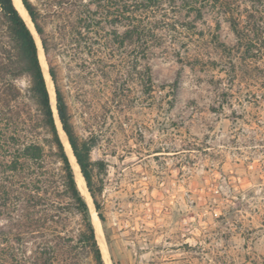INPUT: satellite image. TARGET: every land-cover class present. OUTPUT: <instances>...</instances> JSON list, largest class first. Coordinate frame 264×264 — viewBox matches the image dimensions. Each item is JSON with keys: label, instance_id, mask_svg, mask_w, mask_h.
<instances>
[{"label": "rangeland", "instance_id": "obj_1", "mask_svg": "<svg viewBox=\"0 0 264 264\" xmlns=\"http://www.w3.org/2000/svg\"><path fill=\"white\" fill-rule=\"evenodd\" d=\"M31 2L74 130L104 167L102 221L56 122L104 264H264V0ZM12 45L0 14V52ZM57 167L54 192L0 213L8 264H93L74 249L81 219Z\"/></svg>", "mask_w": 264, "mask_h": 264}, {"label": "trees", "instance_id": "obj_2", "mask_svg": "<svg viewBox=\"0 0 264 264\" xmlns=\"http://www.w3.org/2000/svg\"><path fill=\"white\" fill-rule=\"evenodd\" d=\"M20 1L41 43L48 74L54 85L55 108L61 129L92 203L103 221L96 198L101 188L95 187L96 169L101 167L104 170L103 164L91 159V145L74 130L68 106L57 83L49 38L39 21L37 8L31 0ZM0 14L13 42L10 48L0 52V213L12 214L24 207H34L38 192L46 196L54 192L44 189L45 183L50 189L48 182L55 183L49 180L46 171L48 163H54L58 165L57 176L63 187L60 195L69 199V208L81 219L82 227L77 233L74 249L90 255L93 264H104L87 202L76 185L74 170L59 134L35 36L12 0H0ZM233 29L238 36L237 29L234 26ZM23 75L29 81L26 91L15 84L16 79ZM48 200L50 198L46 197L45 201ZM6 233L7 230L1 232L4 241ZM55 251L53 249L51 258ZM44 255L42 263L47 261L46 253ZM8 258L3 248L0 264H8Z\"/></svg>", "mask_w": 264, "mask_h": 264}, {"label": "water", "instance_id": "obj_3", "mask_svg": "<svg viewBox=\"0 0 264 264\" xmlns=\"http://www.w3.org/2000/svg\"><path fill=\"white\" fill-rule=\"evenodd\" d=\"M22 5V4H21ZM20 13V12H19ZM26 14H27V12H26ZM22 16V15H21ZM27 16H28V14H27ZM23 17V16H22ZM28 18H29V16H28ZM29 20H30V18H29ZM26 21V20H25ZM30 22H31V20H30ZM32 23V22H31ZM32 28H33V24H32ZM33 31H34V29H33ZM34 33H35V31H34ZM36 35V34H35ZM38 38V37H37ZM38 41H39V44H40V48H41V50H42V47H41V43H40V40H39V38H38ZM43 52V51H42ZM47 73H48V70H47ZM49 75V74H48ZM54 117H55V119H56V122H58L59 123V125H60V122H59V119H58V116H57V113H56V108H55V93H54ZM60 130H62L61 129V125H60ZM63 132V131H62ZM66 142H67V144H68V141H67V139H66ZM68 146H69V144H68ZM72 153V152H71ZM72 156H73V154H72ZM73 158H74V156H73ZM75 160V159H74ZM77 165V164H76Z\"/></svg>", "mask_w": 264, "mask_h": 264}, {"label": "bare ground", "instance_id": "obj_4", "mask_svg": "<svg viewBox=\"0 0 264 264\" xmlns=\"http://www.w3.org/2000/svg\"><path fill=\"white\" fill-rule=\"evenodd\" d=\"M21 2V1H20ZM14 4L16 5V7H18L17 9L18 10H22V7H21V5H20V3H19V0H17V1H14ZM24 17V16H23ZM80 182V181H79Z\"/></svg>", "mask_w": 264, "mask_h": 264}]
</instances>
